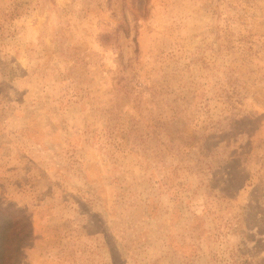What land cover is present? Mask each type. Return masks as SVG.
I'll return each instance as SVG.
<instances>
[{
    "label": "rangeland",
    "instance_id": "1",
    "mask_svg": "<svg viewBox=\"0 0 264 264\" xmlns=\"http://www.w3.org/2000/svg\"><path fill=\"white\" fill-rule=\"evenodd\" d=\"M0 264H264V0H0Z\"/></svg>",
    "mask_w": 264,
    "mask_h": 264
}]
</instances>
